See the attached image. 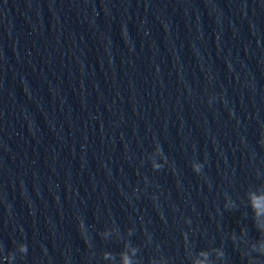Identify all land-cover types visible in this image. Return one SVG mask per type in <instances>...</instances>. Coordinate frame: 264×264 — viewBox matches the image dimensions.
<instances>
[{"label":"clouds","instance_id":"1","mask_svg":"<svg viewBox=\"0 0 264 264\" xmlns=\"http://www.w3.org/2000/svg\"><path fill=\"white\" fill-rule=\"evenodd\" d=\"M154 170H160L156 168ZM200 169L197 168L196 172L199 173ZM264 206V197H257L256 201L251 203V207L255 210L256 214H259L260 207ZM81 230H84V224L79 225ZM129 235H132V230L129 229ZM261 240H264V236L258 238L255 244L251 247V252L244 254L241 253L242 258L246 259L247 264H260L262 258H264V246L261 245ZM235 247V245H234ZM20 251L27 254V245H21ZM213 252L215 255H213ZM256 253L255 256L251 253ZM117 257L119 258V264H142L141 249L138 245L133 244L131 241H127L124 244V248L119 253L105 252L104 259H109L115 264ZM163 264H167L169 257H166L161 253ZM148 264H156V257L150 256L148 258ZM189 264H226V254L223 248L193 250V254L189 259Z\"/></svg>","mask_w":264,"mask_h":264}]
</instances>
